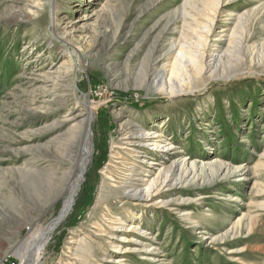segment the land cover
<instances>
[{
    "label": "rangeland",
    "instance_id": "obj_1",
    "mask_svg": "<svg viewBox=\"0 0 264 264\" xmlns=\"http://www.w3.org/2000/svg\"><path fill=\"white\" fill-rule=\"evenodd\" d=\"M189 1L207 12L211 0ZM219 2L207 49L231 53L168 94L151 81L171 70L169 42L193 34L187 0H0V264L20 263L21 243L61 215L82 168L37 264H264V0ZM68 110L91 119L76 129L71 158L57 160L54 148L72 137ZM127 125L162 130L173 149L161 162L189 165L187 181L161 193L168 205L133 206L123 233L132 221L147 231L133 243L104 235L96 210L120 206L116 191L99 199L117 157L132 161L120 149ZM144 158L133 161L139 173L158 167Z\"/></svg>",
    "mask_w": 264,
    "mask_h": 264
},
{
    "label": "bare ground",
    "instance_id": "obj_2",
    "mask_svg": "<svg viewBox=\"0 0 264 264\" xmlns=\"http://www.w3.org/2000/svg\"><path fill=\"white\" fill-rule=\"evenodd\" d=\"M207 3V2H203ZM187 4L194 8V14L190 12L183 11L182 14V22L183 24L192 30V35L189 38H186L184 43H180V41H172L169 42V46L166 51L174 50L178 46V51L174 56V60L171 64V70L167 76L163 75L161 77L155 78L152 82V85L161 86L168 94H175L183 91V86L185 84H189L191 78L197 75H200L205 67H208L211 61H221L223 60L222 55H228L231 53L230 49H225L221 53L214 54L212 51L207 49L209 44V38L211 37V32L213 29V24L215 17L217 15L218 8L220 6L219 0H211L208 5V11L205 12L196 7V3L194 1L187 0ZM188 19V21H186ZM162 31V30H161ZM159 39V38H158ZM243 45V40H240ZM239 43V42H238ZM158 41L156 40V46ZM155 46V47H156ZM158 47V46H157ZM240 47V46H239ZM169 55H165L163 59H168ZM208 64V65H207ZM210 68V67H209ZM213 73V72H212ZM92 111L93 108L88 106ZM90 117L81 118V113L75 112L74 110H68L64 116V120L66 122H73L70 127V134L72 133V137L68 139L65 143H58L54 148V158L59 160V156L64 157L66 159H70L72 156V152H74L75 146V131L79 129V126L86 123V121H90ZM63 120V121H64ZM166 123L165 120L160 121L157 125L163 126ZM130 124V123H129ZM134 126V125H133ZM89 129L87 128L86 133L89 134ZM171 137L166 136L162 130H151V129H138L127 125L124 127V131L122 133V144L120 145L121 151H125L124 153L132 160L130 161L128 166H125L119 157L114 162L118 165L111 167H115L114 170L108 171V175L106 179H104L105 183L102 184L100 188V199L99 202L106 203L108 200V196L112 191H116L118 197L116 198V202L120 203L119 207L110 202L106 204H97L96 210L101 209L99 214V222L104 224L105 228L103 229L104 235L116 239L118 237L123 238L122 242L133 243L137 241V232L142 231L147 234L146 230H143L140 223L137 221H132L127 224L126 232L128 231L130 234L126 235L123 233V226L127 222V217L129 220H132L135 215H133V211L135 208L133 206H140L141 208L149 207L154 205H168L169 202L167 200L161 199L165 195H161L164 191H169L172 189L177 182H186L187 174L189 173V165L183 158H179L178 160H174L169 164L166 162H161V156L164 155L169 150L173 149L171 142L169 139ZM145 146L147 149H145ZM175 148V147H174ZM83 152L82 159V167L88 161L91 155V142L89 139L84 141V144L81 148ZM176 150V149H175ZM177 153V151H175ZM175 152H171L174 154ZM141 155H150V158H144L143 163L157 165L156 169H150L144 171V173H139L136 167L135 160L139 158ZM157 156L154 157V156ZM160 159V160H159ZM192 167L193 164H190ZM84 169V168H82ZM41 170H44L41 168ZM46 171V169H45ZM116 171V179L113 175V172ZM42 172V171H40ZM44 172V171H43ZM49 174V171H46ZM54 174L51 170L50 174ZM58 177V176H57ZM79 178L81 180L82 176L79 174ZM61 180V177L56 178L58 182ZM79 179L71 180L68 183V194L73 195L78 190L79 187ZM59 181L58 183H60ZM109 182H116V184L109 185ZM60 184L57 185L58 191H60ZM105 185L109 187L105 188ZM110 187H113L110 188ZM110 190V191H109ZM58 197L57 190L55 194L50 197H46L43 203L48 204L50 201L54 200ZM105 198V201L103 200ZM160 199V200H158ZM70 203L69 199H66L63 212L59 216V218L65 213ZM66 208V209H65ZM113 209V210H112ZM58 222H52L48 225L47 229L42 231L41 233H37L34 236L30 237L25 242L21 243L22 250L19 254L20 263L19 264H37L44 249V246L47 243L49 234L52 229L57 225ZM125 229V228H124ZM122 230V231H120ZM120 232V233H119ZM122 232V233H121ZM152 245V244H151ZM116 251L120 252H136L139 250L134 245L129 244H116ZM142 250L146 252H150L152 250L151 246H142ZM110 259H108L109 261ZM117 262L119 264H124L123 258H118Z\"/></svg>",
    "mask_w": 264,
    "mask_h": 264
},
{
    "label": "water",
    "instance_id": "obj_3",
    "mask_svg": "<svg viewBox=\"0 0 264 264\" xmlns=\"http://www.w3.org/2000/svg\"><path fill=\"white\" fill-rule=\"evenodd\" d=\"M80 173H81V176H83L84 169L80 170ZM77 191L75 192V194L77 193ZM75 194L71 195V197H70L71 198V202H70L71 204L69 205V207L67 208L65 213L60 218H59V213H58L57 216L50 223H52V222H61V221H63L66 218V216H67V214H68V212H69V210H70V208L72 206L73 198H74Z\"/></svg>",
    "mask_w": 264,
    "mask_h": 264
},
{
    "label": "trees",
    "instance_id": "obj_4",
    "mask_svg": "<svg viewBox=\"0 0 264 264\" xmlns=\"http://www.w3.org/2000/svg\"><path fill=\"white\" fill-rule=\"evenodd\" d=\"M73 220H74V218H72V219L69 218L68 221H67V223H68V224H71V222H72Z\"/></svg>",
    "mask_w": 264,
    "mask_h": 264
}]
</instances>
